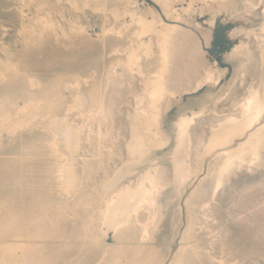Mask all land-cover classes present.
I'll list each match as a JSON object with an SVG mask.
<instances>
[{
  "label": "rangeland",
  "instance_id": "1",
  "mask_svg": "<svg viewBox=\"0 0 264 264\" xmlns=\"http://www.w3.org/2000/svg\"><path fill=\"white\" fill-rule=\"evenodd\" d=\"M190 3L191 0L176 3L182 19L172 20L156 1L138 0L143 13L152 9L166 23L189 32L186 40L180 37L171 67L174 96H165L156 120L150 110L139 115L135 103L142 88L140 79L119 68L122 77L106 90L107 111L102 119L90 118L86 122L83 115L76 114L71 120L80 128L83 139L70 159L75 180L67 183L63 177L69 152L60 148L56 129L37 119L29 125L1 129L0 264H144L137 243H146L142 241V230L147 214H133L128 223L110 231L103 217L110 201L118 191L135 187L149 167L174 180V163L169 158L177 146L178 120L199 112L202 97L226 95L238 65L231 53L246 39L244 31L260 23L259 18L247 14L235 18L223 10L211 26L208 12L200 10L204 6L201 1L195 0L191 9ZM147 18L151 20L152 16ZM111 20L92 7L75 10L68 0H0V100L11 89L1 76L11 68L26 71L33 84L51 80L65 65L93 52L92 48L80 47L70 51L59 46L58 39L83 28L92 40L98 41ZM46 22L54 26L56 39L47 35ZM223 70L226 72L215 86L198 89L207 71L217 74ZM19 105L24 106L23 101ZM214 110H206L193 126L186 161L198 175L180 202L181 223L165 264L175 260L178 264H264V149L257 163L234 167L214 194V182L206 177L213 156L198 153L213 128L233 109L219 113L221 116ZM133 128L154 153L145 158L142 168L117 179L118 172H125L130 167L128 163L134 162L130 155ZM171 191L167 188V194ZM170 228L165 224L156 238H166ZM186 242L190 245L181 252ZM23 257L27 262H22Z\"/></svg>",
  "mask_w": 264,
  "mask_h": 264
},
{
  "label": "bare ground",
  "instance_id": "2",
  "mask_svg": "<svg viewBox=\"0 0 264 264\" xmlns=\"http://www.w3.org/2000/svg\"><path fill=\"white\" fill-rule=\"evenodd\" d=\"M154 1L160 4L170 19H182L175 9V4L183 0ZM200 1L204 5L200 10L208 12L211 26L223 10L230 12L235 18H242L244 14L259 18L260 23L244 31L246 39L231 53L238 65L226 95L208 94L209 91L198 103L199 112H192V116L185 114L178 120L177 146L169 158L174 163V180H168L163 177L161 171L149 167L140 175L135 187L120 189V193L118 191V195L110 199V206L103 216L110 231L128 223L133 214H147V221L142 230V241L146 243H137V251L143 257L144 264H165L170 243L179 231L180 202L188 186L198 175L186 160L193 141V126H197L196 120L199 116H204L205 111L210 109H215L218 115L233 109L232 113L226 115L219 121V125L213 128L208 142L198 153L199 156H213L208 163L206 177L214 182V194L223 186L226 176L234 167L257 163L264 149V0H240L239 4L238 0ZM68 2L75 10L92 7L107 18H112L111 25L103 27L98 41L92 40L83 28L76 30L77 33L73 35H61L63 39L58 35L62 40L57 38L56 42L63 48H70V51L78 47L83 50L92 48L93 52L78 61L68 63L62 71H57L51 80H44L41 84H33L31 75L26 71L11 68L10 72L1 76L3 82L11 89L9 94L0 100V131L7 125L23 126L34 119L57 130L60 148L69 152L68 162L63 170L67 183L75 180L71 158L83 140L80 128L71 121L73 116L83 115L86 122L90 118L102 119L107 111L104 104L106 90L111 83L119 82L122 74H119L118 69L122 68L125 72L135 73L142 85L141 91L136 95L135 110L139 115L150 110L156 120L159 117V104L165 96H174L172 85L175 80L172 78L171 67L181 42L180 37L186 40L189 33L176 26L177 24L166 23L152 9L143 13L139 10L138 0ZM194 2L195 0H191L189 9L193 7ZM147 15H151L152 19L149 20ZM45 25V29L49 30L47 35L56 37L52 30L54 26L51 28L52 24L49 22ZM92 43L94 46L90 47ZM195 53H198V48ZM225 72L223 70L215 74L213 71H207L198 83V89L204 85L215 86ZM17 84L21 87L17 88ZM20 101H23L24 106L19 105ZM76 104L78 108L75 107ZM218 107L221 108L220 111L216 110ZM133 139L130 155L134 162L128 163L130 167L125 172L119 171L117 179L142 168L145 158L154 153V149L147 147L144 138L134 128ZM160 146L161 144L158 145ZM167 188L172 190L169 194ZM165 224L171 226L170 235L159 240L156 234ZM188 245L190 242L185 243L181 252ZM22 262H27L26 257H23ZM173 264H178V261L175 260Z\"/></svg>",
  "mask_w": 264,
  "mask_h": 264
}]
</instances>
